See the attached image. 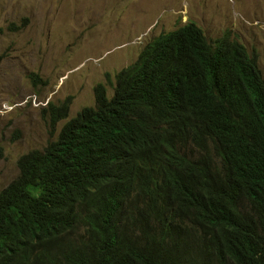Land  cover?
Masks as SVG:
<instances>
[{
	"label": "trees",
	"instance_id": "trees-1",
	"mask_svg": "<svg viewBox=\"0 0 264 264\" xmlns=\"http://www.w3.org/2000/svg\"><path fill=\"white\" fill-rule=\"evenodd\" d=\"M112 90L72 117V95L42 107L52 130L69 119L0 190V264H264L257 54L187 21Z\"/></svg>",
	"mask_w": 264,
	"mask_h": 264
},
{
	"label": "rangeland",
	"instance_id": "rangeland-1",
	"mask_svg": "<svg viewBox=\"0 0 264 264\" xmlns=\"http://www.w3.org/2000/svg\"><path fill=\"white\" fill-rule=\"evenodd\" d=\"M190 20L212 43L227 35L255 52L264 77V0H0V190L22 154L95 104L98 82L112 92L147 42ZM68 95L69 117L52 130L42 107Z\"/></svg>",
	"mask_w": 264,
	"mask_h": 264
},
{
	"label": "clouds",
	"instance_id": "clouds-1",
	"mask_svg": "<svg viewBox=\"0 0 264 264\" xmlns=\"http://www.w3.org/2000/svg\"><path fill=\"white\" fill-rule=\"evenodd\" d=\"M190 21H192V20H190ZM195 22V21H194ZM185 24V23H184ZM199 25V24H198ZM180 27V26H179ZM178 28V27H177ZM170 31V30H169Z\"/></svg>",
	"mask_w": 264,
	"mask_h": 264
}]
</instances>
